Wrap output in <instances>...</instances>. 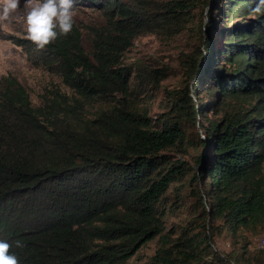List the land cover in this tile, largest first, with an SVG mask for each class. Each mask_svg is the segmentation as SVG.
<instances>
[{
  "label": "trees",
  "instance_id": "trees-1",
  "mask_svg": "<svg viewBox=\"0 0 264 264\" xmlns=\"http://www.w3.org/2000/svg\"><path fill=\"white\" fill-rule=\"evenodd\" d=\"M77 1L101 19L73 17L71 32L42 50L16 39L57 78L38 103L0 74V240L19 264H129L150 240L136 264H264V244L248 248L264 232V15L248 18L256 0ZM144 33L187 43L156 116L133 96L135 82L157 84L168 69L122 60ZM221 233L226 252L214 247Z\"/></svg>",
  "mask_w": 264,
  "mask_h": 264
},
{
  "label": "rangeland",
  "instance_id": "rangeland-1",
  "mask_svg": "<svg viewBox=\"0 0 264 264\" xmlns=\"http://www.w3.org/2000/svg\"><path fill=\"white\" fill-rule=\"evenodd\" d=\"M24 0H20L19 13L23 15L25 9L23 8ZM80 2L74 3V17L82 23H88V21L101 19V12L97 8L88 7ZM256 3V1H255ZM221 6V5H220ZM208 11V7L205 6L198 13L205 15ZM240 19L239 15H232L231 21L228 20L227 25L230 26L232 22ZM247 19H245L246 21ZM16 39H25L22 24L13 20L12 23L7 25L6 28H0V74L11 73L26 87L29 98L33 103H38L40 100V94L45 88H49L51 82H56L57 78L54 75H50L40 67L31 65L25 57V52L21 45L17 44ZM213 47L216 49L221 45L219 34H216L213 38ZM181 48H187V43L182 39L164 40L158 36L150 33H144L137 36L131 46L124 52L122 60L125 64H131L137 58H153L157 66L165 67L167 74L162 77L157 84L153 82H147L145 84L139 82L134 90L133 96L143 106L148 107V113L152 116H156L159 111H163L165 89L177 86L179 83L181 66L178 63V52ZM216 58L220 61V54L216 55ZM206 60V57H205ZM225 63V62H224ZM226 65V64H225ZM58 84V83H57ZM211 84V83H209ZM208 84V85H209ZM207 85V84H206ZM60 88L67 90L62 84H59ZM215 92L214 86L209 90H203L200 93V101L211 100ZM211 111L205 112L203 119L204 123L207 119L212 117ZM194 131L202 136V131L199 126H194ZM177 152L172 155L177 157ZM198 170V168H197ZM180 185V184H179ZM187 191V186H183L182 192ZM31 196L22 198H15L14 205L24 206L28 202H31ZM23 201V202H22ZM264 236V232L249 235L250 243L248 248H256L257 238ZM154 242L153 240L145 242L137 250L136 255L129 261V264L137 263V256L140 258L149 255L152 251ZM215 249L226 252L231 248V244L227 237L223 234H218L214 237Z\"/></svg>",
  "mask_w": 264,
  "mask_h": 264
},
{
  "label": "clouds",
  "instance_id": "clouds-1",
  "mask_svg": "<svg viewBox=\"0 0 264 264\" xmlns=\"http://www.w3.org/2000/svg\"><path fill=\"white\" fill-rule=\"evenodd\" d=\"M20 7V0H0V28H6L13 20L21 23L24 38L38 50L52 43L58 34L66 36L73 28L74 0H24L22 16ZM260 15H264V0H256L248 18L257 19ZM16 246H21L20 241ZM10 248L8 242L0 240V264H19Z\"/></svg>",
  "mask_w": 264,
  "mask_h": 264
},
{
  "label": "built area",
  "instance_id": "built-area-1",
  "mask_svg": "<svg viewBox=\"0 0 264 264\" xmlns=\"http://www.w3.org/2000/svg\"><path fill=\"white\" fill-rule=\"evenodd\" d=\"M264 244V236H260L257 238V246L261 247Z\"/></svg>",
  "mask_w": 264,
  "mask_h": 264
}]
</instances>
